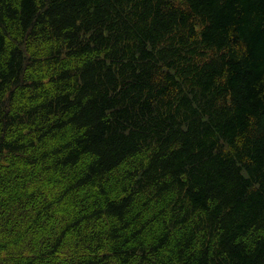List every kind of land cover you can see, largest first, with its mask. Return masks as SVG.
<instances>
[{
	"label": "trees",
	"instance_id": "obj_1",
	"mask_svg": "<svg viewBox=\"0 0 264 264\" xmlns=\"http://www.w3.org/2000/svg\"><path fill=\"white\" fill-rule=\"evenodd\" d=\"M0 264H264V0H0Z\"/></svg>",
	"mask_w": 264,
	"mask_h": 264
}]
</instances>
